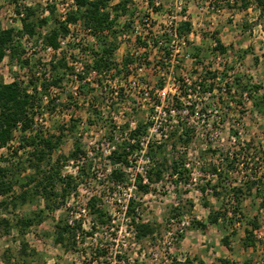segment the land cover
Segmentation results:
<instances>
[{
	"label": "trees",
	"instance_id": "16d2710c",
	"mask_svg": "<svg viewBox=\"0 0 264 264\" xmlns=\"http://www.w3.org/2000/svg\"><path fill=\"white\" fill-rule=\"evenodd\" d=\"M4 1L14 5L17 15L22 14L18 16L20 28L10 26L0 29V62L8 56L11 61L16 60L20 67L27 69L28 75L26 79L16 75L8 82L0 77V149H7L6 156L0 154L3 162L0 164V237L16 233L19 242L16 250L5 249L0 254V259L3 264H14L12 261L28 264L38 258L36 250L27 243L26 234L33 226H39L51 219L53 224L50 235L55 245L64 246L71 251H82L83 264H111L108 255L110 245L104 244L101 237L112 229L110 234L116 238L118 225L114 224V218L103 202L104 190L98 195L89 196L86 202L91 219L88 229L83 227L82 216L74 217L77 212L74 200L78 196L79 186L83 179L95 177V172H92L86 159L77 166L76 174L66 170L70 162L75 163L77 159L81 160L86 156L79 138L74 139L72 149L67 153L61 150V146L66 142L67 136L77 129L81 120L69 115L67 119L46 123V120H51V116H55L56 109L62 112L63 108L79 106L70 90L65 89L67 76L74 73V67L69 64L67 52L62 49L55 51L48 61H43V58L38 56L35 58L34 51L30 56H26L20 39L27 36L34 45H38L40 40L41 47L50 46L58 50V39L70 32L69 24L80 23L83 28H88L89 33L95 37L94 43L84 45L78 42L68 46L88 53L89 59L83 62L82 71L76 73L78 95L87 96L95 90L90 87L89 81L85 80L88 72L95 69L97 73H108L114 66L113 54L118 47L116 36L119 30L113 26L121 15L130 10L135 0H118L112 5H109L111 0H73V6L66 11L63 20L58 17L54 4L42 6L40 3L28 4L27 0ZM226 1L230 6L240 1L242 9H248L252 2H255L260 15H264V0ZM149 3L153 4L154 1L149 0ZM178 30L179 33H188L190 22L181 21ZM154 42L156 44V40ZM216 42V48L224 51L219 38H216ZM71 57L74 58L72 54ZM193 58L196 63H202L198 54H193ZM231 68L229 66V69ZM198 77L200 81H196L200 83L203 91L210 93L215 89L216 79H219L216 70H207V66L201 68ZM180 80L184 81L183 78ZM193 83L195 82L192 80L190 84ZM98 85L101 86L100 78ZM224 85L228 92L231 86L238 93H245L252 109L264 117V93L261 92L260 83L253 82L250 76L235 74L230 82H224ZM53 87L60 89L65 96L53 93ZM218 88L221 90V86ZM194 104L193 102L190 105L191 112ZM93 111L99 119L102 115L100 110ZM111 128L109 131L113 133ZM146 128L145 124L138 122L127 136H120L116 147L107 156L113 167L107 173L101 172L103 180L99 183L104 189L113 192L115 187L125 183L127 175L121 165L128 164L129 159L134 156L132 153L138 149ZM186 133L188 131L183 130L182 134H177L176 129L170 132L168 139L176 135L171 147L175 148L178 143L187 145L190 138ZM234 133L236 134L235 131ZM109 137L112 139V136ZM165 149L166 143L149 141L145 156L151 161V166L145 170L144 175L139 171L134 175V194L128 197L124 214L129 220L128 229L137 242L152 238L158 226L140 218L138 206L141 203L136 197L141 198L152 191V185L160 182L166 174L175 177V185L186 183L190 178V170L184 167V157L170 161ZM238 157H241L239 162ZM224 161L226 167L223 169L212 167L207 172L203 171L213 175L197 185L202 194V204L209 209L207 220L201 222L193 219L190 224L201 229L207 224L230 229L235 226L236 221L243 222L245 226L242 244L254 247V231L260 227L259 215L248 217L241 205L250 197L253 201L259 200L258 207L264 208V143H254L252 140L244 142L240 144L239 150L233 148L231 155L224 157ZM236 163H241L240 170ZM204 195L214 197L216 205L206 200ZM24 205L28 206V210L18 211L19 207ZM58 211L60 214L55 218L54 215ZM169 212L167 223L170 218H178L183 214L177 205L171 207ZM178 236L180 239L183 235ZM88 237L93 238L95 242L86 244ZM222 242L229 245L228 236H224ZM262 243L264 245V242ZM116 257L119 262L121 256ZM172 260L174 264H194L193 259L188 257ZM197 261L198 264H205L201 260ZM217 262L234 264L227 258H218Z\"/></svg>",
	"mask_w": 264,
	"mask_h": 264
},
{
	"label": "rangeland",
	"instance_id": "374dc122",
	"mask_svg": "<svg viewBox=\"0 0 264 264\" xmlns=\"http://www.w3.org/2000/svg\"><path fill=\"white\" fill-rule=\"evenodd\" d=\"M117 1L111 0L109 5L115 4ZM153 1L154 3L151 4L149 0H135V4L130 6V10L116 20L113 28L119 30L116 36L118 47L113 54V63L123 66L132 58L131 52L140 50L142 53L145 52L146 56L150 55L154 64H159L156 56L153 55V49L146 48L144 51L143 45H139L132 32L133 22L139 20L143 14H149L151 11L154 22L161 24L164 19L163 14L167 10H176L179 18L185 16L190 22L192 34H189V38L191 41L186 46H176L179 48V64L175 67V76L178 79L188 77L194 80L201 72L200 67L207 66V70H216L219 79L215 81L214 92L206 94L202 88L203 93L200 94L201 100L198 102H202V104L199 107L206 106L208 110L205 122H202L201 118L194 117L192 123L188 125L185 118L180 119L183 115L188 116V113L179 112L181 116L177 117L178 123L176 124L178 128L182 127L184 132L188 131L186 133V136L188 135L187 137L190 138V142L187 144L188 149L179 151L177 147L186 145L184 143H178L175 148L171 147L176 135H172L170 139L167 138L168 136L158 135L160 143H166L165 152L170 161L183 156L185 161L190 162V167H185L190 170L189 181L175 185V177L166 174L160 182L152 185V191L141 198L136 197V200L141 203L138 206L140 218L158 226L157 232L152 238L137 242L128 229L129 220L125 217L124 210L128 197L134 194L132 184L135 173L139 171L144 175L145 170L151 166V161H146L145 152L140 151L142 147L140 142L146 134H149L148 128L151 125L147 120L149 112L134 104L131 99L123 101L124 104L121 106L125 108L124 118L122 117V120L121 116L114 118L112 112L117 108L115 103L122 101L123 93H119V98L114 100L110 89L93 87L95 90L87 96L81 95L76 98L78 107L63 108L62 112L56 109L55 116H51V120H46V123L50 124L53 123L52 120L67 119L69 115L81 120L77 129L67 136L66 142L61 146V150L67 153L72 149L74 139L79 138L86 151V156L81 160L77 159L75 163L70 162L66 170L76 174L77 166L83 159H86L85 161L90 165L92 172H95V177L88 180L83 179L84 181L79 186L78 196L74 200L77 210L74 217L82 216L83 227L85 230L88 229L91 219L87 212L86 202L89 196L98 195L104 190L103 202L114 218V224L118 225L116 238L110 234L113 232L112 229L102 234L101 237L104 244L110 245L108 255L111 264H174L172 259L183 260L186 257L192 258L194 264H198L197 259L205 264H219L218 258H227L234 264H264V245L262 243L264 242V208L258 207L259 200L253 201L252 198L247 197L241 205L243 212L248 217L259 215L260 227L254 231L256 239L254 247H246L242 244L243 227L245 226L243 222L236 221L235 226L230 229L220 228L214 224H207L204 229H201L190 224L193 219L201 222L207 220L209 209L203 206L202 194L197 185L204 183L213 175L203 171L207 172L212 167L225 168L224 157L230 156L233 148L236 151L239 150L240 144H244V142L252 140L254 143H264V117L252 109L247 95L238 93L231 86H229L230 91L226 90L225 93L218 88L224 82L229 83L231 78L237 74L250 76L253 82L260 83L262 85L261 92L264 93V15H260V10L255 6V2H252L248 9H242L240 1L234 6H230L226 0ZM27 2L30 4L31 0H27ZM177 6L181 8L177 9ZM157 7L158 9H155ZM135 11H138L139 14L136 15ZM15 14L13 4L0 0V29L10 26L18 29L20 21ZM74 29L73 34L83 35L81 25ZM121 32H126L129 35L124 42L118 37ZM216 38L220 39V43L225 48L224 51L216 48ZM90 42L88 41V43ZM85 43L87 42L82 44L85 45ZM22 44L26 56H30L34 51L36 52L35 58L38 56L43 58V61H47L50 57V54L38 48L39 45H34L32 40L31 42L24 40ZM67 52H71L74 56V58L71 57L72 61L85 62L89 59L87 52L83 53L77 48L67 47ZM195 53L202 59V63H196L193 58ZM229 66L232 68L229 69ZM16 75L18 78L26 79L27 69L20 67L16 60L11 61L8 56H5L0 62V77L8 82ZM145 81L154 86H159L162 83L158 73L149 70V68L145 71ZM72 84L73 81L68 75L65 89L70 90ZM55 91L53 93L65 96L60 89ZM124 108L122 109L124 110ZM94 109L100 110L102 115L99 119L95 117ZM115 115H117L116 112ZM175 116H168V119L172 120L176 118ZM169 120L165 125L170 127L173 122H169ZM132 121H134L133 124ZM138 122L146 125V133L140 138L139 147L133 151L134 156L129 159V163L121 165L127 175L125 183L115 187L113 192L104 189L99 183L103 180L101 172L107 173L113 167L107 157L109 154L107 151L114 149L120 136L121 138L127 136ZM117 123H120L119 128L116 127ZM126 125L128 127L125 128ZM111 126L113 133L109 131ZM178 128L174 126L168 128L169 135L170 132H174V129ZM150 133L153 137L155 136L153 131ZM109 136H112V139ZM153 141L155 142V140ZM211 150H215V152ZM0 154L6 156L7 149H0ZM238 159V162L241 161V157ZM0 164H3L1 158ZM236 166L239 167V170L241 169V163H236ZM204 198L216 205L214 197L204 195ZM176 205L180 206L183 214L176 218L175 223L171 225L169 220L167 223L166 218L170 215V208ZM26 210H28L27 205L20 206L18 209L20 212ZM59 214V211L56 212L55 218ZM182 220L188 221V223L182 225ZM52 224L51 219L46 220L39 226H33L26 234L27 243L38 254V258L28 264H83L84 253L82 251L67 250L64 246L54 244L50 235ZM170 228L183 236L180 239L178 236L177 239L170 240L166 235V231ZM180 229L181 231H179ZM224 236H228L229 245L222 242ZM94 242L91 237L86 240L88 245ZM18 247L16 233L0 237V254L7 248L16 250ZM116 255L121 256L119 262H117ZM12 262L17 264L16 261ZM0 264H3L1 259Z\"/></svg>",
	"mask_w": 264,
	"mask_h": 264
},
{
	"label": "built area",
	"instance_id": "2783aa9c",
	"mask_svg": "<svg viewBox=\"0 0 264 264\" xmlns=\"http://www.w3.org/2000/svg\"><path fill=\"white\" fill-rule=\"evenodd\" d=\"M30 3H40L43 6H46L47 4H54L58 17L62 20L66 16V11L71 9L73 6V0H31ZM176 8L180 9L181 7L177 6ZM45 13L47 14V11H45ZM135 13L136 15L139 14L138 11H135ZM21 14L22 13L19 15L15 14V16L18 17ZM151 15L152 12L149 11V14H143L139 20L134 21L132 24V32L134 33L135 40H137V42L139 39V45H143L144 51L146 48L153 49V55L156 56L159 64H154L152 62V57L150 55L146 56L145 52L142 53L140 50H135V52H131L132 58L124 63L123 66L116 63L108 73H97L95 69H91L85 78V80L89 81L90 86L92 87H100V89L104 90L107 88L110 89V94L114 100L119 98V93H123V98L120 97L122 98V101L115 103L117 108L112 112L114 114V118L120 116L121 120L124 118L125 108L121 106L124 104L123 101H130L131 99L134 104L145 108L149 112L147 114V120L150 121L151 125L148 128L149 134H146L144 139L140 142L142 146L140 149L141 152H146L147 143L149 141L155 140L156 143H160L158 135H163L165 137L169 135L168 128H171L172 126L178 128L176 123H178L177 117L181 116L179 112L183 111L188 113V116L183 115L180 119L185 118L186 123L189 125L192 123V118L194 117L197 119L201 118V121L205 122V117L207 116L208 111L206 107L204 109H201V106L199 107L202 102L198 101L201 100L200 94L203 93L202 86L198 82L200 81L199 77L193 80L195 83L190 84L192 80L188 77H181V79H184V81H181L180 78L178 79L175 76V67L179 64V48H176V46H186V44L191 41L189 34H192L191 28L188 33L183 34L179 33L178 27L181 21H187L188 19L185 16L179 18L176 14V10L173 11L169 9L165 14H163L164 19L161 24H159L154 22ZM79 26V23L68 25L70 32L67 36L60 37L58 39L60 45L58 50H54L50 46H46L45 48L41 47L40 40L38 41V45L40 46L39 47L37 45L38 48L44 50L51 56L55 51L58 52L61 49L67 52V47L70 43H88V41H91L90 43H94L95 37L89 33L90 30L88 28L82 29V36H79L76 33L73 34L75 32L74 28ZM118 37L124 42L129 35L126 32H121V35ZM24 40H28L27 36L22 37L20 42L23 43ZM154 40H156V44ZM28 41L31 42V40ZM67 55L69 64L74 67V73L69 75L70 79L73 81L70 92L75 98H77L79 95L76 73L82 71L83 62L72 61L70 58L71 52H67ZM148 68L149 70H154L158 73L160 80L162 81L159 86L148 84L145 81V71H147ZM98 78L101 79V86L98 85ZM52 89V92H56L55 90H58V88L55 87ZM214 91L215 90L213 89V92ZM221 92H226V86L224 83H222ZM205 93L208 94L210 92ZM193 102L195 104L194 109L191 112L190 105L193 104ZM122 108H124V110ZM115 112L117 115H115ZM174 115H176V118L172 120L168 119ZM167 120H169V122H173V125L171 124L170 127L165 125ZM120 123H117L116 127L119 128ZM131 123L133 124L134 121ZM176 130L177 134H182L183 132L182 127H179ZM152 131L155 134L154 137L150 133ZM177 148H179V151L186 150L188 149V146L179 145ZM107 153L110 154V150H108ZM146 161H150L148 157L146 158ZM184 167L189 168L190 162L184 160ZM175 221L176 218H170L169 224L173 225ZM181 223L183 225L184 223H188V221L182 220ZM179 231H181V229ZM166 235L169 236L170 240L174 238L177 239L178 237V233H175L173 228L168 229L166 231Z\"/></svg>",
	"mask_w": 264,
	"mask_h": 264
}]
</instances>
